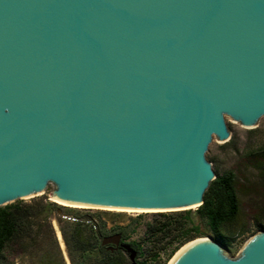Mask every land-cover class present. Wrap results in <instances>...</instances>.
Here are the masks:
<instances>
[{
  "label": "water",
  "instance_id": "95a60500",
  "mask_svg": "<svg viewBox=\"0 0 264 264\" xmlns=\"http://www.w3.org/2000/svg\"><path fill=\"white\" fill-rule=\"evenodd\" d=\"M225 118H264V0H0V207L52 182L71 207L198 209ZM169 264H264V231Z\"/></svg>",
  "mask_w": 264,
  "mask_h": 264
},
{
  "label": "rangeland",
  "instance_id": "374dc122",
  "mask_svg": "<svg viewBox=\"0 0 264 264\" xmlns=\"http://www.w3.org/2000/svg\"><path fill=\"white\" fill-rule=\"evenodd\" d=\"M225 121L231 131L232 142L220 144L213 141L206 159L212 164L216 177H222L230 172L234 174L241 204L238 224L244 226L248 232L228 246L212 235L205 221L198 216L194 217V220L200 225L203 237H212L225 246L232 255H236L250 237L261 230L264 231L258 227L259 224H264V159L251 155L264 149V118L254 130L239 127L228 118H225ZM56 189L57 186L49 182L42 193L26 197L24 200H16L15 203L29 212V228L25 230L26 233L18 232L13 241L7 244L0 254V264H100L105 257L104 252H111L110 249L102 247L103 237L98 235L84 254L72 253L66 243V239L70 238L77 228L73 219L77 217L81 219L85 215H91L97 221L102 220L106 226L104 229L110 231V234L114 233V228L129 229L124 244L132 245V248L133 245L139 244L145 253L143 257L137 256L134 262L131 253L122 247L114 254L122 258L124 264H169L177 253L174 251L179 248V242L168 245L170 238H167L157 243L156 238H149L147 234L149 225L164 221L166 216L158 213L70 208L51 199ZM170 213L165 212L164 215ZM190 226L187 223V227ZM164 247L165 249H162ZM159 249H162L160 256L154 259L153 255Z\"/></svg>",
  "mask_w": 264,
  "mask_h": 264
},
{
  "label": "trees",
  "instance_id": "16d2710c",
  "mask_svg": "<svg viewBox=\"0 0 264 264\" xmlns=\"http://www.w3.org/2000/svg\"><path fill=\"white\" fill-rule=\"evenodd\" d=\"M230 142H232V139L226 144ZM251 155L255 158L264 159V149L251 153ZM158 214L166 216L165 220L149 225L147 234L149 238H156L157 243L167 238H170L168 245L179 242V248L174 252L188 242L204 236L200 225L195 223L194 217L196 216L207 223L212 235L224 245L230 246L248 232L244 226L241 227L238 224L241 204L238 197L236 179L231 172L222 177H217L210 183L204 195V204L196 211L171 212L170 215ZM28 219L29 212L18 203L0 207V254L4 251L7 244L13 241L18 232L26 233L25 230L29 228ZM76 219L81 221V223L75 228L74 234L66 239V243L72 253L84 254L90 249L98 235L99 237H105L110 234V231L104 229L106 227L105 223L102 220L97 221L91 215H85L81 219L77 217ZM187 223L191 226L187 227ZM258 227L264 229V224H259ZM116 230L124 233L126 239L129 229L114 228L113 232H116ZM134 246L138 250V258L143 257L145 252L142 247L139 244ZM162 249H165V247ZM162 249L154 253V259L159 258L160 250ZM115 254L105 251V257L100 264H124L123 259L116 257Z\"/></svg>",
  "mask_w": 264,
  "mask_h": 264
},
{
  "label": "flooded vegetation",
  "instance_id": "af4514ba",
  "mask_svg": "<svg viewBox=\"0 0 264 264\" xmlns=\"http://www.w3.org/2000/svg\"><path fill=\"white\" fill-rule=\"evenodd\" d=\"M75 223H76V225H79L80 223H81V221H79V220H76V221H74ZM115 234H122V240H121V245H120V247H115V245H108V246H102L104 249H106V250H108V249H110L111 250V252L112 253H117L118 251H120L121 249H122V244H124L125 242H126V239H125V235H124V233H122V232H119V231H116V232H114V233H112V234H109V235H107V236H111V235H115ZM106 237V236H105ZM104 238V237H103ZM102 238V239H103ZM132 246V245H131ZM133 248L138 252V250L136 249V247L133 245Z\"/></svg>",
  "mask_w": 264,
  "mask_h": 264
},
{
  "label": "bare ground",
  "instance_id": "6f19581e",
  "mask_svg": "<svg viewBox=\"0 0 264 264\" xmlns=\"http://www.w3.org/2000/svg\"><path fill=\"white\" fill-rule=\"evenodd\" d=\"M53 201H54V200H53ZM54 202H55V201H54ZM56 203H57V202H56ZM58 204H60V203H58ZM60 205H63V206H66V207H70V208L89 209V208H82V207H71V206H67V205H64V204H60ZM111 211H116V210H111ZM120 212H126V213H152V212H135V211H120ZM189 243H190V242H189ZM187 244H188V243H187ZM187 244H186V245H187ZM186 245H184L182 248H184ZM182 248H181V249H182ZM181 249H180V250H181ZM180 250H178L177 253H178ZM177 253L174 255V257L177 255ZM174 257H173V258H174ZM173 258H172V259H173ZM172 259H171V260H172ZM171 260H170V261H171ZM169 263H170V262H169Z\"/></svg>",
  "mask_w": 264,
  "mask_h": 264
},
{
  "label": "built area",
  "instance_id": "2783aa9c",
  "mask_svg": "<svg viewBox=\"0 0 264 264\" xmlns=\"http://www.w3.org/2000/svg\"><path fill=\"white\" fill-rule=\"evenodd\" d=\"M74 221H76L77 219H73ZM87 223H89V221H87Z\"/></svg>",
  "mask_w": 264,
  "mask_h": 264
}]
</instances>
